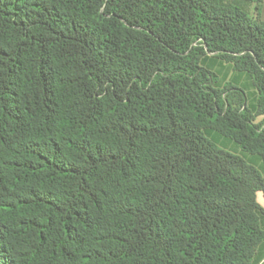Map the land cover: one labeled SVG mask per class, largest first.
Here are the masks:
<instances>
[{"label": "trees", "instance_id": "16d2710c", "mask_svg": "<svg viewBox=\"0 0 264 264\" xmlns=\"http://www.w3.org/2000/svg\"><path fill=\"white\" fill-rule=\"evenodd\" d=\"M0 0V264H254L264 0ZM209 56L250 75L219 86Z\"/></svg>", "mask_w": 264, "mask_h": 264}, {"label": "rangeland", "instance_id": "374dc122", "mask_svg": "<svg viewBox=\"0 0 264 264\" xmlns=\"http://www.w3.org/2000/svg\"><path fill=\"white\" fill-rule=\"evenodd\" d=\"M236 6L241 7L247 13L254 17L255 15V4L243 0H234L232 1ZM260 17L264 21V3L261 6ZM203 66L212 71L216 77L219 86H224L226 84H233L240 89H242L248 98L249 105L253 106L257 97L255 88L252 85L251 77L246 72H240L233 69V67L218 57L209 56L204 59ZM207 137L218 145L220 148L225 149L233 154H236L247 162L255 165L264 173V161L258 155H253L248 152H245L238 143L234 140L223 136L217 131L207 130Z\"/></svg>", "mask_w": 264, "mask_h": 264}, {"label": "crops", "instance_id": "0c3cea01", "mask_svg": "<svg viewBox=\"0 0 264 264\" xmlns=\"http://www.w3.org/2000/svg\"><path fill=\"white\" fill-rule=\"evenodd\" d=\"M258 202L261 205V207L264 209V194L259 193L258 194ZM262 228L264 230V217L261 220ZM254 264H264V242L260 245L257 255L254 259Z\"/></svg>", "mask_w": 264, "mask_h": 264}]
</instances>
